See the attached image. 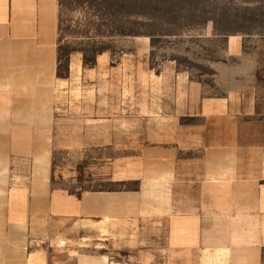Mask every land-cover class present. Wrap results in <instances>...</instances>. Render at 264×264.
Listing matches in <instances>:
<instances>
[{"label":"crops","instance_id":"1","mask_svg":"<svg viewBox=\"0 0 264 264\" xmlns=\"http://www.w3.org/2000/svg\"><path fill=\"white\" fill-rule=\"evenodd\" d=\"M58 32V0H0V264H264V86L223 61L207 94L142 34L59 76Z\"/></svg>","mask_w":264,"mask_h":264},{"label":"rangeland","instance_id":"2","mask_svg":"<svg viewBox=\"0 0 264 264\" xmlns=\"http://www.w3.org/2000/svg\"><path fill=\"white\" fill-rule=\"evenodd\" d=\"M58 48L63 63L69 53L85 50L119 52L130 45L126 36L147 33L153 51L151 63L174 58L180 68L199 80L207 94H219L214 74L216 63L227 61L232 70L230 85L254 80L264 86V0H58ZM245 36L243 59L227 58L229 34ZM60 156H56L58 160ZM54 184L73 186L56 177ZM83 188L118 187L107 181L81 182ZM128 186H132L128 185Z\"/></svg>","mask_w":264,"mask_h":264},{"label":"trees","instance_id":"3","mask_svg":"<svg viewBox=\"0 0 264 264\" xmlns=\"http://www.w3.org/2000/svg\"><path fill=\"white\" fill-rule=\"evenodd\" d=\"M134 35H139V34H134ZM142 35H148L150 36L149 34L147 33H143ZM59 45V44H58ZM81 52H83V57H84V62L85 64L87 65H91L93 64L94 60H95V56L98 52L100 51H97V52H94L92 55H88L85 50L83 49H79ZM57 53H58V56H57V60H58V64H57V74L59 76H65L67 74V68H68V57L67 59L65 60V62L63 63V60H62V57L60 56V53H59V48L57 49ZM69 56V55H68Z\"/></svg>","mask_w":264,"mask_h":264}]
</instances>
